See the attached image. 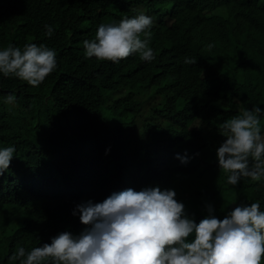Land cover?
Here are the masks:
<instances>
[{
  "label": "trees",
  "instance_id": "obj_1",
  "mask_svg": "<svg viewBox=\"0 0 264 264\" xmlns=\"http://www.w3.org/2000/svg\"><path fill=\"white\" fill-rule=\"evenodd\" d=\"M144 8L153 10L157 20L151 30L162 51L155 49L153 61L133 55L119 63L85 58L83 41L94 40L101 24H118ZM45 25L54 29L51 37ZM28 43L55 50L57 68L38 87L0 73V149L15 148L9 169L0 175V264H19L9 259L18 247L31 250L50 243L61 227L74 235L82 232L71 210L52 214L33 202L42 199L44 206L57 207L102 202L99 196L116 184L114 155L123 151L103 143L100 126L116 116L119 122H134L140 112L125 107L141 104L152 84L164 92L177 82L195 94L199 89L207 101L217 102L209 122L219 125L253 106L264 108V0H0V50L9 45L23 50ZM185 58L196 62L185 63ZM9 93L16 96L13 104L4 102ZM159 94L168 98L159 106L162 114L170 120L180 116L185 108L180 96L175 104L176 96ZM195 111L210 114L201 105ZM260 118L264 134V113ZM170 131L157 129L147 144L168 154L184 147L200 160L197 170L182 169L169 181L184 187L191 183L186 196L190 218L199 223L209 204L220 219L241 204L259 202L264 211V178L227 183L217 157L224 137L211 139L204 127L185 141L173 139ZM127 143L131 147L132 141ZM133 168L124 183L137 184L135 191L161 179L152 165ZM95 176L104 179L103 186ZM56 220L60 226L53 231Z\"/></svg>",
  "mask_w": 264,
  "mask_h": 264
},
{
  "label": "clouds",
  "instance_id": "obj_2",
  "mask_svg": "<svg viewBox=\"0 0 264 264\" xmlns=\"http://www.w3.org/2000/svg\"><path fill=\"white\" fill-rule=\"evenodd\" d=\"M151 9L132 18L124 17L118 24H101L94 40L83 41L85 58L99 61L120 60L130 55L150 63L155 59L159 41L153 42L156 17ZM45 35L51 37L54 29L45 25ZM211 47V45H209ZM185 58V63L194 64ZM57 68L56 52L36 43L25 44L23 50L9 45L0 50V73L6 78H19L32 87H38ZM167 92L158 83L152 84L143 95L141 104L129 105L126 111H139L134 122L105 121L100 127L105 132L101 140L111 146L116 162V184L108 194H101L102 202L88 200L77 206L61 203L59 207L42 199L34 201L52 214L77 215L78 235L64 231L51 238L50 243L26 250L18 247L9 258L19 264H261L264 256V211L259 202L237 205L223 219L214 214L211 204L208 215L197 223L186 202L187 186L171 184L170 179L182 169L197 170L200 160L192 151L165 153L160 146L147 144L157 129L171 127L173 139L188 141L197 136V130L207 127L211 139L224 137L217 149L221 171L227 174V183L237 185L242 178L260 181L264 178V134L261 114L264 108L253 106L222 124L209 122L218 111L217 102L207 101L203 94L193 93L184 82H177ZM159 92L181 98L185 104L180 116L167 119L159 109L168 98ZM152 96V97H150ZM170 96V97H171ZM114 99H116L114 97ZM16 96L6 95L4 102L13 104ZM221 102H219L220 104ZM201 105L210 113L207 117L195 110ZM191 115V116H190ZM131 132L128 134V128ZM133 131V133H132ZM126 132V133H125ZM127 140L132 141L131 147ZM193 150V149H192ZM185 151V152H184ZM14 147L0 149V175L10 167ZM138 159L136 164L132 161ZM152 165L161 173L155 184L135 191L137 184L125 185L129 171L142 170ZM192 176V175H191ZM193 177V176H192ZM94 181L104 184L95 176ZM126 189V190H125ZM61 217V224L65 219ZM60 226L55 221L53 231ZM49 234V236L53 233ZM192 237V239H189Z\"/></svg>",
  "mask_w": 264,
  "mask_h": 264
},
{
  "label": "bare ground",
  "instance_id": "obj_3",
  "mask_svg": "<svg viewBox=\"0 0 264 264\" xmlns=\"http://www.w3.org/2000/svg\"><path fill=\"white\" fill-rule=\"evenodd\" d=\"M182 1H183V0H182ZM185 1H186V0H185ZM188 2H189V0H188ZM178 5H179V3H178ZM193 5H194V4H193ZM195 5H196V4H195ZM191 7H192V5H191ZM144 9H145V8H144ZM144 9H143V10H144ZM162 10H163V9H162ZM140 11H141V10H140ZM157 11H158V10H157ZM138 12H139V11H138ZM159 12H160V11H158V13H159ZM161 12H162V11H161ZM140 13H141V12H140ZM158 13H157V14H158ZM157 14H156V15H157ZM161 18H162V17H161ZM92 172H93V171H92Z\"/></svg>",
  "mask_w": 264,
  "mask_h": 264
},
{
  "label": "rangeland",
  "instance_id": "obj_4",
  "mask_svg": "<svg viewBox=\"0 0 264 264\" xmlns=\"http://www.w3.org/2000/svg\"><path fill=\"white\" fill-rule=\"evenodd\" d=\"M119 95H121V93H120ZM262 261H263V260H262ZM262 261H261V264H264Z\"/></svg>",
  "mask_w": 264,
  "mask_h": 264
}]
</instances>
